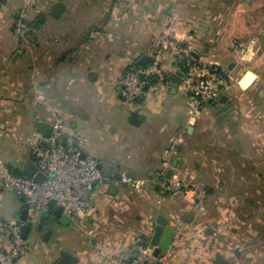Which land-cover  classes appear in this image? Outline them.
<instances>
[{
	"label": "crops",
	"instance_id": "obj_1",
	"mask_svg": "<svg viewBox=\"0 0 264 264\" xmlns=\"http://www.w3.org/2000/svg\"><path fill=\"white\" fill-rule=\"evenodd\" d=\"M22 3L0 2V165L24 175L33 163L29 145L46 137L37 122L51 129L61 120L68 133L86 137L98 163L142 184L113 187L107 178L84 229L77 216L58 222L50 208L28 218L33 229L21 263L54 264L65 251L76 264H117L134 240L150 239L160 215L173 230L169 264H264V0H38L27 43L12 30ZM168 33L190 63L225 71L224 102L193 112L186 72L165 47L158 59L168 79L132 103L121 97L124 70L144 54L150 61ZM132 110L143 117L137 126ZM175 133L182 136L176 159L168 151ZM175 160L172 174L205 190V210L191 190L172 197L158 188L155 171ZM4 189L1 250L10 247L5 226L25 208Z\"/></svg>",
	"mask_w": 264,
	"mask_h": 264
},
{
	"label": "built area",
	"instance_id": "obj_2",
	"mask_svg": "<svg viewBox=\"0 0 264 264\" xmlns=\"http://www.w3.org/2000/svg\"><path fill=\"white\" fill-rule=\"evenodd\" d=\"M38 0H23L19 14L15 19L13 33L20 42H28L34 32L32 22L28 19L31 7ZM160 47L146 65L128 66L119 86L121 97L128 103L139 99L145 92L146 76H156L161 82L164 74L161 71L159 56L162 48L171 50L175 60L188 55L187 49L177 45L170 34H166L160 42ZM184 81L190 92L188 107L197 112L204 104L218 100L221 89L227 85V76L223 69L216 66L190 63ZM194 70V73L191 70ZM180 133L169 138L168 151L173 158L178 156V146L182 141ZM87 139L81 134H70L61 120H55L51 126L50 135L42 138L37 144L29 145V157L36 167V172L44 174L41 182L13 172L8 166L0 165V184L23 198L27 217L36 218L47 211L48 203L53 200L61 205L65 215L77 216V223L85 228L87 218L92 215L98 201L101 187L107 182V177L98 168L97 159L85 149ZM171 170L168 177L167 172ZM158 188L172 197H177L186 191H193L195 205L198 211L205 210L206 192L192 178L185 175L172 174V164L166 161L162 168L154 173ZM113 187L129 186L139 188L142 181L132 178L123 172L117 179L110 181ZM26 222L15 220L5 226L10 247L0 249V264H22L20 259L26 253V239L22 237ZM88 235L91 229H85ZM132 253L126 260H117V264H169V254L164 251L153 254V247L136 239L132 243ZM241 248H238L240 251Z\"/></svg>",
	"mask_w": 264,
	"mask_h": 264
},
{
	"label": "water",
	"instance_id": "obj_3",
	"mask_svg": "<svg viewBox=\"0 0 264 264\" xmlns=\"http://www.w3.org/2000/svg\"><path fill=\"white\" fill-rule=\"evenodd\" d=\"M0 2L4 3L6 0H0ZM63 4L58 2L55 4L53 11L51 14L53 16H59L60 12L62 11ZM262 41H264V34L261 37ZM148 61V56L147 55H142L138 58V60L135 62L136 65H146ZM169 78L175 83V84H181L182 78H180L178 75L175 73H170ZM226 99L225 95H221L218 100L220 102H224ZM225 112V107L221 106L219 108L218 113H224ZM143 119L142 116H140L137 111L132 110L129 115V120L132 125L137 126L140 121ZM37 130L39 132H42L44 136L48 137L50 135V128H45L44 123L39 121L37 122ZM176 160L173 162L172 166L176 164ZM98 168L102 170L103 175L107 178H113L117 179L119 177L118 174H113V170L111 168H106L104 167L101 163H98ZM171 174V170H168L167 176L169 177ZM25 176L28 177H33V180L36 182H41L44 179V174L41 172H36V167L33 163H29L25 172ZM132 175V174H131ZM48 206L50 208V211L53 216H55L60 223H66V221H69L71 219V215H65L63 213V208L61 205H56L55 201L51 200L48 203ZM19 219L24 220L26 222L25 228L22 233V237L24 239L27 238L28 234L32 231L33 229V223L28 220L27 217V209L24 208L19 216ZM167 221L164 217L158 216L156 220V224L153 228L152 231V236L150 237L149 240L146 241V243L150 246L153 247V254L158 255L160 252H164L166 249H168L169 244L171 242L172 236H173V230L170 226H167ZM41 225L37 226V231H40ZM161 234H163V238L160 239ZM77 263V258L73 256L70 253H67L65 251H61L60 253V258L54 263V264H76Z\"/></svg>",
	"mask_w": 264,
	"mask_h": 264
},
{
	"label": "trees",
	"instance_id": "obj_4",
	"mask_svg": "<svg viewBox=\"0 0 264 264\" xmlns=\"http://www.w3.org/2000/svg\"><path fill=\"white\" fill-rule=\"evenodd\" d=\"M189 57H190V54L188 53L187 56H185L184 58H182L180 60H175L174 63H176V65H178L182 69L183 72H186L188 69V65L190 64ZM130 66H138V65L132 63V64H130ZM144 79L147 81L146 85H145V90H147L153 84L160 82L156 76H152V75L146 76V77H144ZM167 79H168V76L165 75L164 80H167ZM214 102H216V100L207 102L206 104H211ZM21 175H23V174H21Z\"/></svg>",
	"mask_w": 264,
	"mask_h": 264
},
{
	"label": "rangeland",
	"instance_id": "obj_5",
	"mask_svg": "<svg viewBox=\"0 0 264 264\" xmlns=\"http://www.w3.org/2000/svg\"><path fill=\"white\" fill-rule=\"evenodd\" d=\"M21 7V6H20ZM19 9H17V12L19 14ZM34 10V6L31 7L30 11H29V14H28V19L33 23L35 22L36 20V13L33 11ZM16 19V18H15ZM15 19L13 20V22H15ZM13 27H14V23L12 24V30H13ZM258 35V34H257ZM244 38H250V35L246 34L244 35ZM72 134V133H71ZM4 192L6 193V196L11 199L12 201H14L16 199V197L14 196V194L7 188L4 189ZM76 217V216H75ZM79 230V229H78ZM30 237V233L28 234L27 236V240L29 239Z\"/></svg>",
	"mask_w": 264,
	"mask_h": 264
},
{
	"label": "flooded vegetation",
	"instance_id": "obj_6",
	"mask_svg": "<svg viewBox=\"0 0 264 264\" xmlns=\"http://www.w3.org/2000/svg\"><path fill=\"white\" fill-rule=\"evenodd\" d=\"M13 15H14L15 17H17V16H18V12H17V11L13 12ZM32 26L34 27V23H32ZM34 30H35V27H34ZM32 35H33V34H32Z\"/></svg>",
	"mask_w": 264,
	"mask_h": 264
}]
</instances>
